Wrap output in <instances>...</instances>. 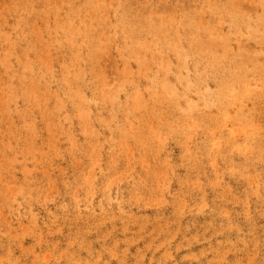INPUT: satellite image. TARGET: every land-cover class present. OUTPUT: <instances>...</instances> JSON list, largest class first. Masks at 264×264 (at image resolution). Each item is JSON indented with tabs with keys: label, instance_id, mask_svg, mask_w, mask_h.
<instances>
[{
	"label": "rangeland",
	"instance_id": "rangeland-1",
	"mask_svg": "<svg viewBox=\"0 0 264 264\" xmlns=\"http://www.w3.org/2000/svg\"><path fill=\"white\" fill-rule=\"evenodd\" d=\"M0 264H264V0H0Z\"/></svg>",
	"mask_w": 264,
	"mask_h": 264
}]
</instances>
